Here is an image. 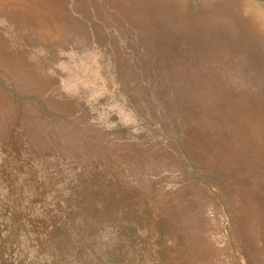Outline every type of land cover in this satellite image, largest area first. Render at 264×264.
<instances>
[{
  "label": "rangeland",
  "instance_id": "obj_1",
  "mask_svg": "<svg viewBox=\"0 0 264 264\" xmlns=\"http://www.w3.org/2000/svg\"><path fill=\"white\" fill-rule=\"evenodd\" d=\"M0 264H264V0H0Z\"/></svg>",
  "mask_w": 264,
  "mask_h": 264
}]
</instances>
